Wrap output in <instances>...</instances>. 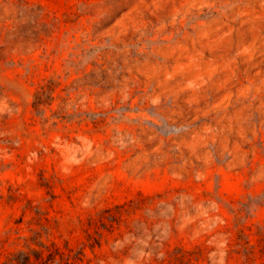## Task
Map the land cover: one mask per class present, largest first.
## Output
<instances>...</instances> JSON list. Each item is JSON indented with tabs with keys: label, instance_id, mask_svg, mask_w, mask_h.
<instances>
[{
	"label": "rangeland",
	"instance_id": "1",
	"mask_svg": "<svg viewBox=\"0 0 264 264\" xmlns=\"http://www.w3.org/2000/svg\"><path fill=\"white\" fill-rule=\"evenodd\" d=\"M264 264V0H0V264Z\"/></svg>",
	"mask_w": 264,
	"mask_h": 264
},
{
	"label": "trees",
	"instance_id": "2",
	"mask_svg": "<svg viewBox=\"0 0 264 264\" xmlns=\"http://www.w3.org/2000/svg\"><path fill=\"white\" fill-rule=\"evenodd\" d=\"M23 264H32V263L29 261V256L26 257V261H25V263H23Z\"/></svg>",
	"mask_w": 264,
	"mask_h": 264
}]
</instances>
